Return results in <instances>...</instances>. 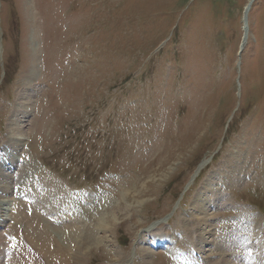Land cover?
I'll return each mask as SVG.
<instances>
[{
  "label": "rangeland",
  "instance_id": "374dc122",
  "mask_svg": "<svg viewBox=\"0 0 264 264\" xmlns=\"http://www.w3.org/2000/svg\"><path fill=\"white\" fill-rule=\"evenodd\" d=\"M248 1L0 0V154L23 136L5 196L52 180L54 211L68 199L85 224L57 236L74 249L82 231V264H177L150 245L165 236L187 264L264 259V0ZM237 230L234 254L217 239Z\"/></svg>",
  "mask_w": 264,
  "mask_h": 264
},
{
  "label": "bare ground",
  "instance_id": "6f19581e",
  "mask_svg": "<svg viewBox=\"0 0 264 264\" xmlns=\"http://www.w3.org/2000/svg\"><path fill=\"white\" fill-rule=\"evenodd\" d=\"M252 2H253V0L248 1V3H250V4ZM246 13H247V10H246ZM30 21L32 22V27H31L30 33L29 32L28 33L31 34L32 37H34L33 33H34V27H35L36 22H33L32 18H30ZM31 45H32L31 48H33L34 53H35V50H36L35 43H32ZM33 57H34V55H33ZM18 135H19V133H18ZM18 135L17 134L14 135L15 138H13L14 140L10 143L11 145L13 144L12 147H16L18 145H21V140L23 139V136L21 135L19 137ZM12 147L11 146H5L4 148H2V150L4 151V154L3 153L0 154V170H6L7 164L10 165L8 169H11L12 168L11 164L13 162L17 161L13 151L9 150ZM210 159H211V157L203 158L199 162L197 168H195L191 177H195L201 171V169L207 164V162L210 161ZM6 160H8L7 164L5 162ZM38 179L39 178L35 177L34 180H32V182L30 183L31 186H28V187H27V184L21 183V181H20V183H18V185L16 187L17 189L15 190V193L12 195V197L8 198L5 196V194H6V191L8 192L12 186V185L10 186L11 177L9 174H7V172H4V173L0 172V224L5 223L8 220L12 221L10 225L7 224L8 230L12 231V232H7L5 237H2V238L0 237V258L2 257L4 259L6 258L8 260V263H5V264H82L83 257H85V253L87 250L85 248L83 250L80 249V247H81L80 244L83 242L81 241V239H79V236L81 235L82 231L79 233V235H76L78 240H77V238L72 240V242H74V243H75V241H76V243L78 242L77 244L75 243L76 246L74 249L68 248V247H67V249H65V248L62 249L60 246L61 241L59 240L60 237L62 239L63 236L67 237V239H70L72 237V235L74 234L73 232H75V234L78 232V231H75L74 229L80 230L82 226L85 227V224L82 221L79 222L78 216H81L80 212L75 209L74 204L71 203V201H67V200L65 202L59 203L58 204L59 210L55 212L53 207L51 206V204L53 202H55V200H57V199L60 200V198H63V197L66 198L67 196L63 195V192H61L60 190H57V189L54 190V188H53L54 183L48 177L43 179L45 182L46 181L48 182L47 187L45 189L43 188L44 191H43V189H39L40 181H38ZM23 186L27 187L26 190L28 188H31L32 190H30L29 192H24V190H21V188ZM8 193H10V192H8ZM22 193L25 194V195H23V197H26V196L28 197L27 199H25V202H22L21 200H19L18 198L16 199V197H15V195L18 194V197L20 198L22 196ZM17 200L20 201V204H18V205H16ZM36 202H39V206L36 204ZM44 208H46V209H44ZM14 209H16L15 212L17 211V214L13 213ZM40 210H42L44 213ZM49 214L52 217H54L55 220L57 218L63 219V220H61V222H58V221L50 222V220L47 217H45L46 215H49ZM24 219L26 222L24 221ZM19 220H21L23 222L24 229L22 226H20V223L18 222ZM105 222H107V221H105ZM233 223H232L233 227L237 226V225H234ZM252 223L253 222H251V224ZM255 223H257V222H255ZM260 223H262V222H260ZM239 224H238V226H239ZM253 226L257 229V227H259L260 225L256 227V224H253ZM249 227H248V229H250ZM103 228H104V226H103ZM217 228H215V229H217ZM51 229H53L54 231L51 232ZM85 229H86V227H85ZM230 229H231V227H230ZM234 229L235 228H233V230ZM259 229H260V227L257 230H259ZM225 230H227V227ZM246 230H247V228L244 229V231H246ZM254 231H255V229H254ZM262 231H263V229H262ZM233 232H235V230ZM241 232H242V230L238 231L237 233H233L227 237L225 235L226 238H224V239L223 238L217 239L218 242L220 243L219 245L222 244V246H223V244H227V246H228L229 245L228 243H230V241L233 240V242L231 244L233 245L232 250L235 254L236 247L239 248L241 246L240 244H241V240H242L241 237L242 236L241 237H239L240 235L238 236V234ZM249 232L250 231L248 230L247 233H249ZM54 233L56 235H54ZM214 233H215V231H214ZM87 234H90V233L87 232ZM201 234H202V232H201ZM223 234L224 233H222V236H223ZM211 235H213V234H211ZM57 236H59V239L57 238ZM90 236H92V235H90ZM256 236L254 238H257L259 235L257 237ZM260 236H262V235L260 234ZM250 237L251 236L249 235V238ZM81 238H83V235ZM260 238H257V239L259 240ZM56 239H58V240L56 241ZM67 239H66V241H67ZM244 240H245V237H244ZM258 240H256V242H255L256 244L253 243L254 246L257 245ZM260 240H263V239H260ZM247 241H250V240H247ZM67 242H65V243L67 244ZM5 243H6V245H5ZM214 246H216V245H214ZM247 246H248V244H247ZM249 246H250V244H249ZM260 246H261V244H260ZM217 248H219V247H217ZM246 248L248 249L249 247H246ZM254 248L258 249L259 247L256 246ZM225 250H226V248H225ZM241 250H242V248H241ZM261 250H263V249L261 248ZM259 252L257 250V253L254 254V253H252V251H246L245 252L246 255L244 253V255H245L244 257L246 260L252 259V261L255 264H264V259L261 256L263 253L260 255ZM44 256L47 257V259L45 261L42 258ZM235 256H237V255H235ZM7 260H6V262H7ZM219 263L220 262H218V264ZM0 264H2L1 259H0Z\"/></svg>",
  "mask_w": 264,
  "mask_h": 264
},
{
  "label": "water",
  "instance_id": "95a60500",
  "mask_svg": "<svg viewBox=\"0 0 264 264\" xmlns=\"http://www.w3.org/2000/svg\"><path fill=\"white\" fill-rule=\"evenodd\" d=\"M247 8H248V6L246 7V10H247ZM244 40H245V38H243V41H242L241 47H242V45H243V43H244Z\"/></svg>",
  "mask_w": 264,
  "mask_h": 264
}]
</instances>
